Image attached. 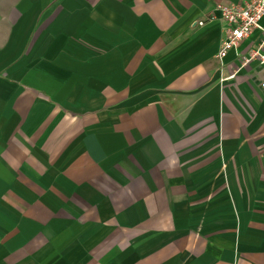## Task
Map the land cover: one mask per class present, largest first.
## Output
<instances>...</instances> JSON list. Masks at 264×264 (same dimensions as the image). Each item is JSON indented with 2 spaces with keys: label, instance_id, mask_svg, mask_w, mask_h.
Instances as JSON below:
<instances>
[{
  "label": "crops",
  "instance_id": "crops-1",
  "mask_svg": "<svg viewBox=\"0 0 264 264\" xmlns=\"http://www.w3.org/2000/svg\"><path fill=\"white\" fill-rule=\"evenodd\" d=\"M245 1L0 0V264H264Z\"/></svg>",
  "mask_w": 264,
  "mask_h": 264
},
{
  "label": "built area",
  "instance_id": "built-area-1",
  "mask_svg": "<svg viewBox=\"0 0 264 264\" xmlns=\"http://www.w3.org/2000/svg\"><path fill=\"white\" fill-rule=\"evenodd\" d=\"M214 10L219 13V17L224 21L225 38L222 39L217 56L222 59L227 52L237 46V44L254 29H259L261 38L258 49L251 52L248 58L243 57V62H248L252 58H259L264 63V26L259 21L264 17V0H246L244 4H215ZM213 18V16H210ZM199 25L204 23L203 20L197 22Z\"/></svg>",
  "mask_w": 264,
  "mask_h": 264
}]
</instances>
